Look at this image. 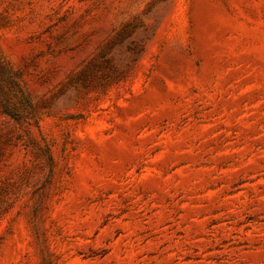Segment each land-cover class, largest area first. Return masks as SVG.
Masks as SVG:
<instances>
[{
	"label": "rangeland",
	"instance_id": "1",
	"mask_svg": "<svg viewBox=\"0 0 264 264\" xmlns=\"http://www.w3.org/2000/svg\"><path fill=\"white\" fill-rule=\"evenodd\" d=\"M0 264H264V0H0Z\"/></svg>",
	"mask_w": 264,
	"mask_h": 264
},
{
	"label": "trees",
	"instance_id": "2",
	"mask_svg": "<svg viewBox=\"0 0 264 264\" xmlns=\"http://www.w3.org/2000/svg\"><path fill=\"white\" fill-rule=\"evenodd\" d=\"M24 99L27 100L29 102L28 104L34 109V107L32 106L31 101L28 98V96H24ZM4 112L9 114L12 118H14L16 120H19V117L9 110V106L7 104H4Z\"/></svg>",
	"mask_w": 264,
	"mask_h": 264
}]
</instances>
